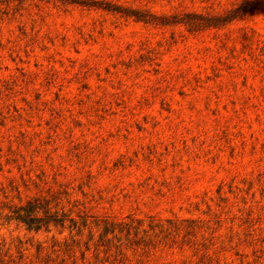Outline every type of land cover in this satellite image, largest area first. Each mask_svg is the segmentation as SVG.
Returning a JSON list of instances; mask_svg holds the SVG:
<instances>
[{"label": "rangeland", "instance_id": "obj_1", "mask_svg": "<svg viewBox=\"0 0 264 264\" xmlns=\"http://www.w3.org/2000/svg\"><path fill=\"white\" fill-rule=\"evenodd\" d=\"M161 227L264 264V0H0V264Z\"/></svg>", "mask_w": 264, "mask_h": 264}, {"label": "trees", "instance_id": "obj_2", "mask_svg": "<svg viewBox=\"0 0 264 264\" xmlns=\"http://www.w3.org/2000/svg\"><path fill=\"white\" fill-rule=\"evenodd\" d=\"M48 200L46 197L35 196L28 199L26 203L17 204L11 208L8 219L22 222L29 229L40 230L43 227L48 229L51 223H57L54 218L57 211L52 210ZM151 228L154 227L151 226ZM123 231V228H120L118 232L115 228L106 230L99 234L96 240L91 234L85 242V248L79 249V254L73 246L67 245L64 249L54 250L61 251V254H58L61 257L58 263H49L56 259L48 254L47 262L43 264H68V261L71 264H150L152 260L164 258L168 253L179 254V258L172 256L161 264H204V255H208V253L204 254V247L201 248L202 246L196 240L177 241L175 238L169 240L168 237L172 232H169L168 228L161 227L158 232L153 233L146 229L143 232L138 229L133 232L131 229ZM90 241H94L92 255H89ZM124 248H130L134 253L140 249L142 254L130 258ZM176 248L178 253H175ZM187 251H191V254ZM195 255L197 258H192Z\"/></svg>", "mask_w": 264, "mask_h": 264}]
</instances>
